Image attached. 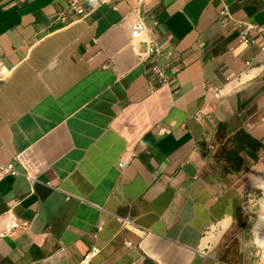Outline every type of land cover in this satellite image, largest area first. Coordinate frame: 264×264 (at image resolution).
<instances>
[{
  "label": "crops",
  "instance_id": "0c3cea01",
  "mask_svg": "<svg viewBox=\"0 0 264 264\" xmlns=\"http://www.w3.org/2000/svg\"><path fill=\"white\" fill-rule=\"evenodd\" d=\"M67 1L0 0V162L17 168L0 215L29 221L0 237V264H75L91 244L93 264L255 262L264 207L242 196L264 191V33L240 42L220 10L264 28V0H145L148 34L135 0H82L65 23ZM149 37L163 53L140 59Z\"/></svg>",
  "mask_w": 264,
  "mask_h": 264
},
{
  "label": "built area",
  "instance_id": "2783aa9c",
  "mask_svg": "<svg viewBox=\"0 0 264 264\" xmlns=\"http://www.w3.org/2000/svg\"><path fill=\"white\" fill-rule=\"evenodd\" d=\"M25 0H12L13 4H19L24 2ZM145 5V0H135V6L131 8L130 13H132L136 21L132 24V29L135 33H149L151 29L145 25L144 22V14L142 11L143 6ZM88 14V11L85 10L83 6L82 0H68L65 7L57 13V19L65 22L70 23L80 17H84ZM221 19L225 22H229L231 26L237 31L238 40L244 43H254L255 42V35L258 33H264V28L252 21H248L246 19H242L239 17L234 16L230 13L227 7H223L220 10ZM260 49L264 50V41L260 44ZM147 52H155V54H162L163 51L159 47V45L151 38L147 40V50L146 52H137L138 57L141 59L143 54ZM167 62L163 65L153 64L150 67V73L154 76L160 84H167L168 83V66H170V53L164 54ZM173 70H177L179 65H172ZM10 68L7 67L0 61V85L1 83L7 78L10 73ZM229 80H237L240 84L242 83L241 80L238 78L240 74H236L230 72L227 75ZM213 95L216 98H219L222 95V87L217 85L213 87ZM208 111L205 107L199 108L195 113L194 117L200 118L203 115L207 114ZM154 129L158 134H165L170 131L169 125H155ZM131 154L125 152L123 153L122 157L118 161V165L120 167H124L127 162L129 161ZM0 172L14 174L17 172V168L14 162L2 163L0 162ZM261 191L259 190H249L244 193L242 196V204L245 209H250L253 206H258L260 204L257 203V198L259 197ZM122 224L124 226H129L130 221L127 217H121ZM29 221L26 219H22L18 217L15 212L12 210L11 207L7 208L1 215H0V237L4 235H12L18 229L28 227ZM100 225L98 226V228ZM256 236L264 238V224L262 230L257 232ZM256 245V244H255ZM100 253V247L96 244H91L89 249L84 253V255L75 263V264H93L95 257ZM255 253L257 254V258L255 262L252 264H264V259L262 258L263 255V247L256 245Z\"/></svg>",
  "mask_w": 264,
  "mask_h": 264
},
{
  "label": "clouds",
  "instance_id": "9594fccd",
  "mask_svg": "<svg viewBox=\"0 0 264 264\" xmlns=\"http://www.w3.org/2000/svg\"><path fill=\"white\" fill-rule=\"evenodd\" d=\"M256 187L264 189V183L257 184ZM257 203L260 204L261 207H264V191H262L259 197L257 198ZM258 221L260 223H264V212H262L261 215L258 217ZM252 239L256 245L264 247V238L258 237L255 233H253Z\"/></svg>",
  "mask_w": 264,
  "mask_h": 264
},
{
  "label": "rangeland",
  "instance_id": "374dc122",
  "mask_svg": "<svg viewBox=\"0 0 264 264\" xmlns=\"http://www.w3.org/2000/svg\"><path fill=\"white\" fill-rule=\"evenodd\" d=\"M262 258L264 259V247H263V255H262Z\"/></svg>",
  "mask_w": 264,
  "mask_h": 264
}]
</instances>
